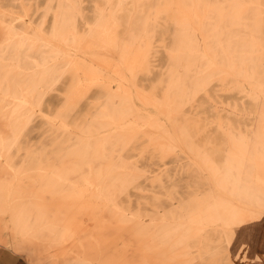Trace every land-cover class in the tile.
<instances>
[{
  "label": "bare ground",
  "instance_id": "obj_1",
  "mask_svg": "<svg viewBox=\"0 0 264 264\" xmlns=\"http://www.w3.org/2000/svg\"><path fill=\"white\" fill-rule=\"evenodd\" d=\"M263 213L264 0H0V244L237 264Z\"/></svg>",
  "mask_w": 264,
  "mask_h": 264
},
{
  "label": "crops",
  "instance_id": "obj_2",
  "mask_svg": "<svg viewBox=\"0 0 264 264\" xmlns=\"http://www.w3.org/2000/svg\"><path fill=\"white\" fill-rule=\"evenodd\" d=\"M230 252H233V257L236 256L235 259L247 257L244 264H264V213L258 219L246 222L237 229ZM0 264L27 262L12 249L0 248Z\"/></svg>",
  "mask_w": 264,
  "mask_h": 264
},
{
  "label": "rangeland",
  "instance_id": "obj_3",
  "mask_svg": "<svg viewBox=\"0 0 264 264\" xmlns=\"http://www.w3.org/2000/svg\"><path fill=\"white\" fill-rule=\"evenodd\" d=\"M0 248H10V247H7V246H5V245H3V244H0ZM11 249V248H10ZM13 250V249H12ZM14 251V250H13ZM15 252H17V251H15ZM17 253H19L25 260H26V262H27V264H47L46 262H47V260H43V259H40V263H38L37 261H36V258L29 252V251H21V252H17ZM29 255H28V254ZM231 255H233V252L231 253ZM247 259V257H245V258H236L235 259V262L237 263V264H244L245 263V260ZM239 261V262H238ZM247 263V262H246ZM196 264H201L200 262H197Z\"/></svg>",
  "mask_w": 264,
  "mask_h": 264
}]
</instances>
